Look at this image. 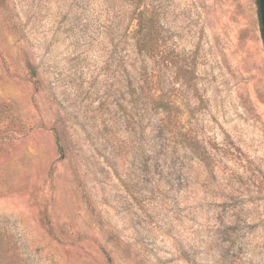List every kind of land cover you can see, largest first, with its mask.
<instances>
[{
  "label": "rangeland",
  "instance_id": "rangeland-1",
  "mask_svg": "<svg viewBox=\"0 0 264 264\" xmlns=\"http://www.w3.org/2000/svg\"><path fill=\"white\" fill-rule=\"evenodd\" d=\"M135 2L0 0V264H264L256 0Z\"/></svg>",
  "mask_w": 264,
  "mask_h": 264
},
{
  "label": "trees",
  "instance_id": "trees-1",
  "mask_svg": "<svg viewBox=\"0 0 264 264\" xmlns=\"http://www.w3.org/2000/svg\"><path fill=\"white\" fill-rule=\"evenodd\" d=\"M256 4H257V12H258V21H259V30H260V34H261V38L264 44V37H263V33H262V29H261V22H260V15H259V6H258V0H256ZM149 11V4L145 2V0H136L135 2V18L137 21V32L141 33V37L143 39V43L144 44H149V37L151 36V31L154 27V22L156 19V14L152 13V12H148ZM149 48L151 49V46H149ZM157 75H153V78L156 79V82L153 80L152 84L153 86H149V83L146 82V86L142 87V90L146 92V99L149 103V101H151L152 99V94H154V91H158L160 88L159 83H158V79H157ZM152 78V79H153ZM56 138H57V143L60 146V139L58 137V134L56 133Z\"/></svg>",
  "mask_w": 264,
  "mask_h": 264
},
{
  "label": "water",
  "instance_id": "water-1",
  "mask_svg": "<svg viewBox=\"0 0 264 264\" xmlns=\"http://www.w3.org/2000/svg\"><path fill=\"white\" fill-rule=\"evenodd\" d=\"M261 29L264 37V0H258Z\"/></svg>",
  "mask_w": 264,
  "mask_h": 264
}]
</instances>
